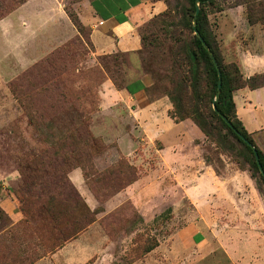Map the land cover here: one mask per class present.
<instances>
[{
  "label": "rangeland",
  "instance_id": "rangeland-1",
  "mask_svg": "<svg viewBox=\"0 0 264 264\" xmlns=\"http://www.w3.org/2000/svg\"><path fill=\"white\" fill-rule=\"evenodd\" d=\"M19 1L0 0V18ZM79 1L62 0L76 26L73 6ZM155 2L162 12L139 26L136 58L139 75L152 81V94L166 97L171 61L188 51L196 36L186 27L187 0H145ZM206 10L207 29L235 84L239 52L264 51V0H212ZM71 24L75 35L67 43L26 71L0 78V190L11 192L22 217L10 227L0 210V231L5 230L0 264H35L43 258L42 264H67L66 257L55 262L50 257L71 242L74 264H232L214 234L216 225L227 231V203L245 188L253 207L261 202L264 221V178L251 166L249 152L218 122L203 135L202 161L224 183L216 220L207 213L212 203L201 206L207 217L200 218L181 194L184 175L164 169L163 157L147 144L140 146L144 155L136 167L121 155L106 154L117 149L118 135H132L121 98V105L101 112L107 85L122 91L131 58L94 55L88 31ZM257 84H264V74ZM185 93L194 107L190 88ZM252 146L257 148L253 140ZM74 170L85 178L95 200L92 209L68 180ZM137 176L155 188L146 218L126 197L113 200ZM200 224L206 235L196 244L192 236Z\"/></svg>",
  "mask_w": 264,
  "mask_h": 264
},
{
  "label": "crops",
  "instance_id": "crops-1",
  "mask_svg": "<svg viewBox=\"0 0 264 264\" xmlns=\"http://www.w3.org/2000/svg\"><path fill=\"white\" fill-rule=\"evenodd\" d=\"M73 7L79 23L88 31L94 55L123 54L131 58L125 70L122 91L117 92L107 85L101 112L107 113L121 105L117 103L121 98L133 125L132 135H118L117 149L109 148L106 154L113 152L121 155L136 167L141 155H144L140 146L147 144L150 150L153 148L159 157H163L164 169L184 175L183 183L179 185L184 187L181 194L195 205L200 218L204 220L207 217L201 206L212 203L207 213L216 220V215L221 216L216 200H223L224 183L202 161L203 134L191 120H172L169 115L172 106L167 97H155L151 91L150 77L139 75L136 58L140 50L138 28L153 15L162 12L161 3L146 4L145 0H80ZM74 35L75 30L64 11L62 0H25L0 19V78L26 71ZM239 53L236 64L243 80L264 74V51L259 54L248 51ZM232 101L236 118L264 155V87L237 89L232 93ZM136 178L113 200L126 197L146 218L147 213L152 212L150 203L155 188L154 185L144 184V176ZM68 180L92 209L95 200L86 188L81 171L70 172ZM8 184L5 183V188ZM243 190L233 204L227 203L231 211L227 214L231 220L225 225L227 231L216 225L214 234L218 236L220 247L232 264H264L262 205L259 201L253 207L250 193L245 188ZM0 210L9 219L10 227L22 219L16 201L6 189L0 190ZM4 231H0V236ZM205 235L204 224H200L192 240L200 244ZM73 244H66L50 257L51 260L55 262L66 257L67 264H74V257L70 256ZM45 260L40 259L35 264H42Z\"/></svg>",
  "mask_w": 264,
  "mask_h": 264
},
{
  "label": "trees",
  "instance_id": "trees-1",
  "mask_svg": "<svg viewBox=\"0 0 264 264\" xmlns=\"http://www.w3.org/2000/svg\"><path fill=\"white\" fill-rule=\"evenodd\" d=\"M24 1L17 2L15 8ZM187 1L189 9L186 14L188 19L186 20V27L190 31H196L198 37L194 38L192 46L188 51L176 53L175 59L171 61L172 77L170 79V89L166 97L171 103L173 110L169 115L175 122L191 120L205 136L208 135L207 128H213L216 122L220 123L236 140L242 143L251 155V166L258 171L253 151L239 139L241 137L252 145L251 136L247 134L235 116L232 93L243 87H247L250 90L264 87V84H257V80L260 79L261 75H255L248 80H243L237 67L238 81H236L235 84L237 85H235L222 66L220 56L216 50V44L207 29L206 8L212 5V0ZM197 2L199 4L198 11H196ZM69 19L77 29L82 27L78 21L79 25L77 24L76 26V23L72 21L70 16ZM200 39L203 41L204 46ZM211 56L214 57L217 67L213 65ZM219 82V97L213 102ZM187 88H190L192 92L196 103L194 107L190 104L189 99L186 98L185 89ZM213 106L215 111H213ZM221 117L225 118L226 122ZM254 149L257 153L259 165L264 173V155L257 148L254 147Z\"/></svg>",
  "mask_w": 264,
  "mask_h": 264
},
{
  "label": "water",
  "instance_id": "water-1",
  "mask_svg": "<svg viewBox=\"0 0 264 264\" xmlns=\"http://www.w3.org/2000/svg\"><path fill=\"white\" fill-rule=\"evenodd\" d=\"M196 11H198V8H197ZM194 34H195L196 37H198V34L196 33V31H194ZM200 41H201L202 45L204 46L203 41H202L201 39H200ZM211 60H212L213 65H214L215 67H217V64H216V62H215L213 56H211ZM219 88H220V82L218 83V89H217V92H216V95H215V98H214L213 102H215V101L218 99V97H219ZM213 111H215L214 106H213ZM221 119H222L224 122H226L225 118L221 117ZM229 127H230V126H229ZM236 135L238 136V134H236ZM238 137H239V136H238ZM239 139H240V140H241V141H242L247 147H249V148L253 151V155H254V159H255V162H256L257 167H258V171H259V173L261 174V176L264 178V173H263V171H262V169H261V166L259 165L258 158H257V153H256L254 147H253L250 143H248L246 140H244L243 138L239 137Z\"/></svg>",
  "mask_w": 264,
  "mask_h": 264
}]
</instances>
